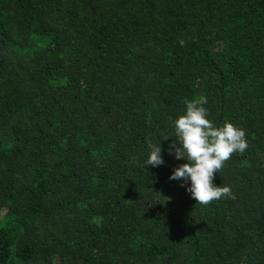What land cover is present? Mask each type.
Listing matches in <instances>:
<instances>
[{
	"label": "trees",
	"instance_id": "trees-1",
	"mask_svg": "<svg viewBox=\"0 0 264 264\" xmlns=\"http://www.w3.org/2000/svg\"><path fill=\"white\" fill-rule=\"evenodd\" d=\"M201 95L249 143L207 206L169 179ZM0 264H264V0H0Z\"/></svg>",
	"mask_w": 264,
	"mask_h": 264
},
{
	"label": "clouds",
	"instance_id": "clouds-1",
	"mask_svg": "<svg viewBox=\"0 0 264 264\" xmlns=\"http://www.w3.org/2000/svg\"><path fill=\"white\" fill-rule=\"evenodd\" d=\"M207 102L204 95L184 100L186 111L172 122L176 140L169 146V155L187 161L175 168L169 179L182 181L180 187L190 182L191 186L186 191L197 204L204 206L213 201L235 198L229 186L214 184L215 174L223 170L225 162L234 153L242 155L249 147L245 130L229 122L217 126L208 119L209 111L204 107ZM148 148L150 154L145 167L163 165L161 145L149 141Z\"/></svg>",
	"mask_w": 264,
	"mask_h": 264
}]
</instances>
